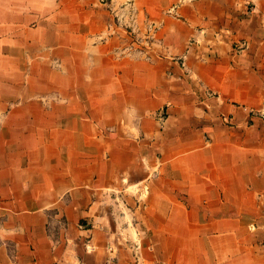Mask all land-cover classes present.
Returning a JSON list of instances; mask_svg holds the SVG:
<instances>
[{
	"label": "crops",
	"instance_id": "1",
	"mask_svg": "<svg viewBox=\"0 0 264 264\" xmlns=\"http://www.w3.org/2000/svg\"><path fill=\"white\" fill-rule=\"evenodd\" d=\"M261 109L264 0H0V264H264Z\"/></svg>",
	"mask_w": 264,
	"mask_h": 264
},
{
	"label": "built area",
	"instance_id": "2",
	"mask_svg": "<svg viewBox=\"0 0 264 264\" xmlns=\"http://www.w3.org/2000/svg\"><path fill=\"white\" fill-rule=\"evenodd\" d=\"M245 44H242V45H237L235 46V49L236 50H240L242 48V46H244ZM251 113H254V114H257L259 115L260 117L264 118V109H261V110H251ZM231 117L229 116H226V115H223V120L226 122V123H231Z\"/></svg>",
	"mask_w": 264,
	"mask_h": 264
},
{
	"label": "rangeland",
	"instance_id": "3",
	"mask_svg": "<svg viewBox=\"0 0 264 264\" xmlns=\"http://www.w3.org/2000/svg\"><path fill=\"white\" fill-rule=\"evenodd\" d=\"M103 3H107L109 0H101ZM126 5V4H125ZM119 18L121 19L122 18V21H121V23H122V26H124V27H127V22H126V19H125V16H122V17H120L119 16ZM131 27V26H130ZM130 27H128V28H130ZM133 30L132 32H133V34H135L137 37H138V32H137V30L135 29H133L132 27L130 28V30Z\"/></svg>",
	"mask_w": 264,
	"mask_h": 264
}]
</instances>
